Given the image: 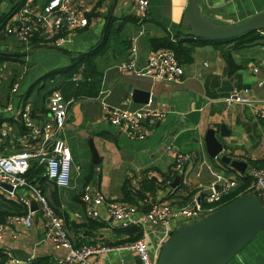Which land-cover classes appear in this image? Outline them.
I'll return each mask as SVG.
<instances>
[{
  "label": "crops",
  "instance_id": "1",
  "mask_svg": "<svg viewBox=\"0 0 264 264\" xmlns=\"http://www.w3.org/2000/svg\"><path fill=\"white\" fill-rule=\"evenodd\" d=\"M80 1L93 4L94 15L90 16L86 27L72 34L68 46L58 48L39 37L27 46L13 35L6 34L4 26L19 9L22 0H0V51H21V55H10L15 58L0 62V103L10 101L17 107L25 98L32 99L36 101L39 115L46 117V93L34 99L30 93L23 92L27 75L28 79L35 75L37 80L48 76L60 77L63 94L72 101L64 137L71 149L73 167L79 165L80 170L73 173L71 187H56L46 180H43L42 186L48 201L65 222L72 242L99 243L102 240L120 243L128 237L115 229L120 227L105 214L103 207V218L95 220L97 228L87 227L89 220L80 200L82 185L86 182L108 198L121 200L124 183L128 181L132 187L138 188L143 179L152 177L157 188L154 194L149 195L174 208L190 201L197 191H206L219 178H236V186H240L242 177L248 176V186L251 185L250 162L264 160V117L258 116L259 110L264 109V85L259 84L264 82V30L259 31L261 38L252 44L235 47V41H215L196 46L192 61L182 64L185 71L180 82H154L130 74L121 75L116 69L118 62L127 55L130 37L138 29L133 1L116 0L114 8V0ZM188 3L189 0H150L146 22L148 33L136 42L138 65H144L147 56L156 51L149 44L150 37L170 35L175 41L199 40L188 35L189 28L184 23ZM200 10L217 23H239L264 11V0H200ZM11 43L17 47L2 49L3 45ZM256 44L261 46L249 47ZM224 51L230 52L233 69L227 63ZM81 58L88 61L85 63L86 73L79 86L73 88L68 77L72 68L82 61ZM254 68L257 70L254 71ZM14 80L18 81L19 89L15 96L10 97L9 85ZM244 88L248 89L249 97L259 102L227 105L222 101L232 90ZM132 89L143 91L138 97L149 93L150 107L166 111L163 121L151 129L147 128V135L142 139H131L124 130L104 121L101 104L96 99L97 93L104 90V102L110 106L131 109L145 106L148 100L146 103L134 101ZM221 125L227 135L220 133ZM3 127L14 134L23 130L13 118L8 119ZM208 128L215 130L217 139L223 144L222 154L247 164L244 172L223 163L220 156L212 158L208 155L204 142ZM89 140L97 151V162L92 161ZM168 144L191 157L180 174L173 170V157L167 150ZM176 177L177 183L173 184ZM253 194L264 202V189L255 190ZM30 202L32 208L37 207L34 198L31 197ZM143 213L141 208L133 217L140 219ZM2 215L3 222L11 216L10 212ZM183 224V219H173L172 230ZM13 234L16 237L13 238ZM155 248L156 237L152 233L148 238L151 255L155 253ZM6 249L12 250L23 261L27 257L48 256L53 264H68L63 259L67 249L57 248L45 240L43 219L38 212L28 228L21 223L7 224L0 241V251ZM89 260L101 264H140L136 252L121 248L101 251L91 255ZM263 263L264 228L226 264ZM2 264L12 263L6 258Z\"/></svg>",
  "mask_w": 264,
  "mask_h": 264
},
{
  "label": "built area",
  "instance_id": "2",
  "mask_svg": "<svg viewBox=\"0 0 264 264\" xmlns=\"http://www.w3.org/2000/svg\"><path fill=\"white\" fill-rule=\"evenodd\" d=\"M137 11V31L130 37V45L125 59L118 62L116 69L119 74H130L139 78H147L154 82H180L184 75V66L178 61L171 49H159L151 52L144 65H138L136 42L139 37L146 35V22L150 0H132ZM95 11L91 3L80 0H22L19 9L10 16L3 31L13 35L18 41L31 45L34 38H41L54 47L64 48L72 39V34L89 24L90 14ZM257 69L254 68V71ZM85 63L76 65L68 77L73 86H77L83 79ZM60 77L48 76L41 82L46 87V117L39 115L38 106L32 101L23 100L22 104L14 107L10 101L0 103V194L6 198L22 203L26 212L11 215L6 222L0 221V241L3 239L7 224H19L28 228L32 224L33 216L38 212L44 224V238L57 248L67 249L63 258L68 264H101L89 260L93 254L111 248L130 249L137 253L140 264H158V256L164 241L171 235V221L179 218L189 224L208 213L218 209L219 204L205 206L203 203L220 202L221 197L237 185L236 178H219L212 182L206 191L194 193L190 201L174 208L168 203L152 199L149 193L137 203L108 198L101 190L86 182L82 185L80 200L87 218L99 220L104 212L117 227L137 226L141 229V236L132 242L110 244L105 241L81 243L75 245L69 237L65 222L57 215L54 207L48 201L41 186L29 179L27 172L36 161L42 166L43 175L56 187H71L74 172L78 173L79 165L73 167L72 153L64 137V128L68 117L71 100H67L62 91ZM259 84L264 85L263 81ZM19 83L14 80L9 85L10 97L16 95ZM248 89L232 90L222 98L227 105L233 103L252 104L259 102L248 96ZM106 91L101 90L96 99L101 104L102 118L115 128L125 131L131 139H142L147 135V128L154 127L163 121L166 111L150 107L151 98L145 106L136 109L110 106L104 102ZM214 100V99H213ZM258 116L264 117V109L259 110ZM16 119L23 130L11 133L4 123L8 119ZM167 150L173 157V170L180 174L190 156L173 145L168 144ZM251 185L246 187L244 194L264 189V165H249ZM5 183L12 187H3ZM20 190L22 192H20ZM34 198L37 207L32 208L30 199ZM151 204L149 211L144 212L140 219L133 215L143 205ZM220 208V207H219ZM154 233L156 250L153 255L148 250V238ZM12 237H16L15 234ZM6 258L12 264H28L33 257L25 261L16 257L12 250H4ZM111 264V263H106ZM264 264V263H263Z\"/></svg>",
  "mask_w": 264,
  "mask_h": 264
},
{
  "label": "water",
  "instance_id": "3",
  "mask_svg": "<svg viewBox=\"0 0 264 264\" xmlns=\"http://www.w3.org/2000/svg\"><path fill=\"white\" fill-rule=\"evenodd\" d=\"M115 2L116 0L112 8ZM184 23L189 28L188 35L194 38L227 40L250 31L264 30V11L239 23L221 24L201 12L200 0H189ZM0 53L21 55L4 51ZM142 92L132 89L133 100L146 103L149 93L138 97ZM220 133L227 135L223 125L220 127ZM204 142L210 157L220 156L223 163L241 172L245 171L247 164L244 161L222 154L223 144L217 139L213 128L207 129ZM89 145L92 161L97 162V151L91 140ZM177 180L176 177L173 184H176ZM2 186L12 189L5 183ZM150 208L151 204L142 206L144 212ZM263 228L264 202L253 193L243 194L223 207L173 231L161 246L158 264H226Z\"/></svg>",
  "mask_w": 264,
  "mask_h": 264
},
{
  "label": "trees",
  "instance_id": "4",
  "mask_svg": "<svg viewBox=\"0 0 264 264\" xmlns=\"http://www.w3.org/2000/svg\"><path fill=\"white\" fill-rule=\"evenodd\" d=\"M90 15H94V12H92ZM259 38H261V34L259 31H250V32L244 33L240 36L231 38V39L214 40V41H210V40H206V39H200V38H199V40H178V41H175L174 39L171 38L170 35H165V36H160V37H150L149 38V44L153 50H155V49L157 50L159 48L171 49L175 53L178 61L181 64H188L192 61V52L196 46H201V45H204L206 43L215 42V41H219V42L235 41V47H239L240 45H243V44H252V43L256 42ZM224 55H225L227 63L229 64L231 69H233L234 64H233V61L231 59L230 52L224 51ZM12 58H15V57H12V56L4 54V53H0V62H3L5 60H9ZM81 60H82L81 62L85 61L84 63H86V61H87V60H84L82 58H81ZM72 70H73V68H72ZM85 73H86V64H85ZM73 88H76V86H73ZM250 165H264V160L251 161ZM27 175H28L29 179H31L32 182H36V184H38L41 187L43 186V183H44L43 180L48 181L46 179V177L43 175L42 166L37 165L36 161L32 162V165L29 168ZM242 179H243L242 185L235 186L228 193L224 194L221 197L220 202L203 203V205L211 206L214 204H219V207L221 208L224 205H226L227 203L236 199L237 197L243 195L245 193L243 190L248 186L250 179L248 176H244V177H242ZM156 188H157L156 181L152 177L148 178V179L147 178L143 179L138 188L132 187L129 184V182L127 181L122 186V198H121V200L126 201V202H131V203H137L138 201H140L145 196L146 193H150V194L153 193L154 194ZM54 209L58 214L59 212L57 211L55 206H54ZM5 211L10 212V215H13L16 213L26 212V208L22 203H19L18 201L14 200V199L6 198L0 194V221L2 220V217H3L2 214L6 213ZM88 220H89L88 226H87L88 228H97V226L95 225V222H96L95 219L88 218ZM115 229H119L121 233L128 235V237L124 240H121L120 243L132 242L141 236V229L137 226H134V225H130V226L124 227V228H122V227L115 228ZM81 243H85V241L76 242L75 245H78ZM106 243H108V242H106ZM120 243H110V244H120ZM4 260L6 261V255H5L4 251H0V264H2V262ZM28 264H53V263L50 261V258L48 256H38V257L33 258Z\"/></svg>",
  "mask_w": 264,
  "mask_h": 264
},
{
  "label": "rangeland",
  "instance_id": "5",
  "mask_svg": "<svg viewBox=\"0 0 264 264\" xmlns=\"http://www.w3.org/2000/svg\"><path fill=\"white\" fill-rule=\"evenodd\" d=\"M261 44H256V46L252 45V46H249V47H260ZM13 47H17L15 44L11 43V44H6V45H3L2 46V49L3 50H6V49H10V48H13ZM248 47V48H249ZM19 50V49H17ZM4 52H7V51H4ZM17 53H21V51H18ZM1 71V69H0ZM1 77V75H0ZM37 76L35 75H31L28 79V75H27V79L25 80V83H26V86L23 87V92L25 94H28L30 93V96L31 98H34L36 99V97L39 95L43 96V94L45 93V91L47 90L46 87H41V82H42V79H39L37 80L36 79ZM30 96H28V98L30 99ZM32 101V99H30ZM33 103H35L36 101H32Z\"/></svg>",
  "mask_w": 264,
  "mask_h": 264
}]
</instances>
